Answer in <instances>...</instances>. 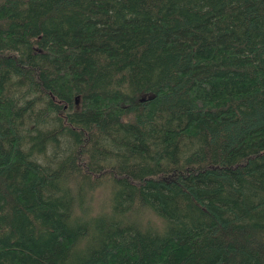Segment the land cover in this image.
I'll return each instance as SVG.
<instances>
[{"label":"trees","instance_id":"16d2710c","mask_svg":"<svg viewBox=\"0 0 264 264\" xmlns=\"http://www.w3.org/2000/svg\"><path fill=\"white\" fill-rule=\"evenodd\" d=\"M0 264H264V0H0Z\"/></svg>","mask_w":264,"mask_h":264}]
</instances>
